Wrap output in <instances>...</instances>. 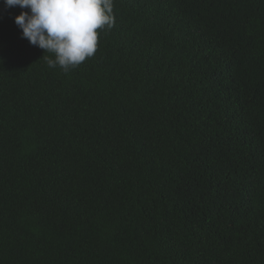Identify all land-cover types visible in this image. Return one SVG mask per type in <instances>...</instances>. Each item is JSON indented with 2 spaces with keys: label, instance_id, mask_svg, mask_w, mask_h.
<instances>
[{
  "label": "trees",
  "instance_id": "1",
  "mask_svg": "<svg viewBox=\"0 0 264 264\" xmlns=\"http://www.w3.org/2000/svg\"><path fill=\"white\" fill-rule=\"evenodd\" d=\"M0 0V264H264V0H114L67 73Z\"/></svg>",
  "mask_w": 264,
  "mask_h": 264
},
{
  "label": "clouds",
  "instance_id": "2",
  "mask_svg": "<svg viewBox=\"0 0 264 264\" xmlns=\"http://www.w3.org/2000/svg\"><path fill=\"white\" fill-rule=\"evenodd\" d=\"M7 7L22 11L15 23L30 44L54 54L50 68L64 72L92 57L98 47V29L115 23L114 0H4Z\"/></svg>",
  "mask_w": 264,
  "mask_h": 264
}]
</instances>
